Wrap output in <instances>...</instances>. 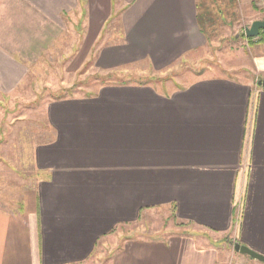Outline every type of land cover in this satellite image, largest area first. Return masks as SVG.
I'll return each instance as SVG.
<instances>
[{
    "label": "crops",
    "instance_id": "1",
    "mask_svg": "<svg viewBox=\"0 0 264 264\" xmlns=\"http://www.w3.org/2000/svg\"><path fill=\"white\" fill-rule=\"evenodd\" d=\"M233 7V0H0V114L32 67L73 35L86 52L79 65L93 53L103 72L138 64L162 71L208 47L211 8L224 19ZM263 18L264 10L253 21ZM115 21L118 40L106 44ZM263 36L249 41L239 76H205L170 92L116 84L49 102L51 139L34 150L45 177L17 208L0 207V264H86L117 228L168 208L193 233L118 241L109 264H252L236 258L231 242H216L222 237L264 256Z\"/></svg>",
    "mask_w": 264,
    "mask_h": 264
},
{
    "label": "rangeland",
    "instance_id": "2",
    "mask_svg": "<svg viewBox=\"0 0 264 264\" xmlns=\"http://www.w3.org/2000/svg\"><path fill=\"white\" fill-rule=\"evenodd\" d=\"M260 1L257 0L254 5H250L243 0H233L235 12L231 17L224 19L215 16L211 8L214 16L207 19L209 22L206 25L208 47L190 53L178 64L162 71L138 64L112 72H103L94 65L93 53L88 55L84 65H79L86 52L83 50L81 53L76 49L80 44L79 36L76 35H73L72 40L66 42L62 49L58 48L48 53L45 60L32 67V73L18 93L14 97L3 99L1 104L0 207L17 208L25 192L35 188L36 182L45 177L39 172L34 160V150L38 144L51 139L46 119L49 102L56 99L93 96L100 88L116 84L152 85L170 92L186 87L205 76L226 73L239 76L242 67L248 69L249 66L247 53L250 50L251 39L246 38L245 32L256 22L253 21L254 14H260L264 10L261 8L262 5L255 7V3ZM119 32L120 26L118 21H115L106 29V35L114 37L105 38L104 42L111 44L113 39L117 42ZM185 230L193 233L194 229L183 227L177 222L172 209L148 211L134 227L117 228L111 237L98 246L96 253L86 264H109L119 242L123 243L125 239L133 236L139 238L160 236L168 239ZM217 240V243L220 240L229 244L231 242L236 258L241 257L234 249L237 241L225 237ZM243 257L252 264H264L249 256Z\"/></svg>",
    "mask_w": 264,
    "mask_h": 264
},
{
    "label": "water",
    "instance_id": "3",
    "mask_svg": "<svg viewBox=\"0 0 264 264\" xmlns=\"http://www.w3.org/2000/svg\"><path fill=\"white\" fill-rule=\"evenodd\" d=\"M264 30V20L262 21H256L255 23H253V25L246 29V37L249 39H253V38H257L260 36L261 31ZM259 86H261L262 88H264V80H260L258 82ZM235 252L241 254V255H246L251 257L254 260L260 261L262 263H264V256L256 253L255 251L251 250L250 248L240 244L239 242H237L234 246Z\"/></svg>",
    "mask_w": 264,
    "mask_h": 264
},
{
    "label": "trees",
    "instance_id": "4",
    "mask_svg": "<svg viewBox=\"0 0 264 264\" xmlns=\"http://www.w3.org/2000/svg\"><path fill=\"white\" fill-rule=\"evenodd\" d=\"M254 1H257V0H254ZM261 32L264 34V30H262Z\"/></svg>",
    "mask_w": 264,
    "mask_h": 264
}]
</instances>
